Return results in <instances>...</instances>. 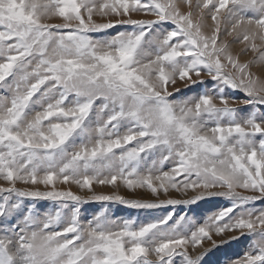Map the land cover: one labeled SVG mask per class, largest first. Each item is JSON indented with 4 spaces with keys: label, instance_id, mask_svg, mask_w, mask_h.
Returning <instances> with one entry per match:
<instances>
[{
    "label": "snow or ice",
    "instance_id": "snow-or-ice-1",
    "mask_svg": "<svg viewBox=\"0 0 264 264\" xmlns=\"http://www.w3.org/2000/svg\"><path fill=\"white\" fill-rule=\"evenodd\" d=\"M257 203L264 0H0V264H264Z\"/></svg>",
    "mask_w": 264,
    "mask_h": 264
},
{
    "label": "rangeland",
    "instance_id": "rangeland-1",
    "mask_svg": "<svg viewBox=\"0 0 264 264\" xmlns=\"http://www.w3.org/2000/svg\"><path fill=\"white\" fill-rule=\"evenodd\" d=\"M145 18H150V17H145ZM234 47H238V46H234ZM246 58H247V56H242L241 60L246 59ZM254 70H255V68H254ZM104 189H106V190H104ZM96 191H98V192L99 191H103L105 193H110L113 190L111 188H103V190L101 188H97ZM81 194L82 195H88V193H81ZM119 194L120 195H124V196L129 197V198H140V197L147 198L148 196H150V193L145 192V191H141V190H138L137 192L132 193V192H128V191H126L124 189H121ZM171 195H172L173 198H179L180 197V194L179 193H175V192L171 193ZM229 204H230V201H227L225 198L213 197V198H210L208 200L200 201L198 207L196 208V211L198 213L203 214V215H208V214H210L212 212L218 211L222 207L229 206ZM81 207L83 209L81 215H84L85 213H87L89 218H90V216L92 214V209L93 208H98L99 205L97 203H93V204H88V205H82ZM118 207H121V206H118V205H113L112 206L114 211ZM254 207L261 208V207H264V205H261V204L257 203V204L254 205ZM51 210L53 212L55 211L54 208L51 209ZM163 214H164L163 210H161L160 212L156 213V215H163ZM118 215L120 217H122V218L135 220V219H137L138 213L135 210H131V211L123 210V211L119 212ZM139 215L142 216L143 214H139ZM189 215H191V213H189ZM201 222H202V216H201ZM251 240H252V238L250 237L249 238V242H251ZM231 251L233 253H239L241 251V245L236 244V243H232L231 244ZM217 255H219V254H217ZM176 264H180L179 258H176Z\"/></svg>",
    "mask_w": 264,
    "mask_h": 264
},
{
    "label": "bare ground",
    "instance_id": "bare-ground-1",
    "mask_svg": "<svg viewBox=\"0 0 264 264\" xmlns=\"http://www.w3.org/2000/svg\"><path fill=\"white\" fill-rule=\"evenodd\" d=\"M103 190V189H102ZM104 190H106V189H104Z\"/></svg>",
    "mask_w": 264,
    "mask_h": 264
}]
</instances>
